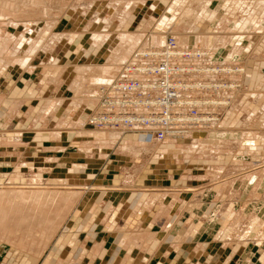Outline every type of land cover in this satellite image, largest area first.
<instances>
[{"label": "rangeland", "instance_id": "rangeland-1", "mask_svg": "<svg viewBox=\"0 0 264 264\" xmlns=\"http://www.w3.org/2000/svg\"><path fill=\"white\" fill-rule=\"evenodd\" d=\"M174 1H0V99H6L10 104L6 109L8 114H0V145L10 144L8 137L12 135L6 136V133L35 130L33 125L38 124L35 122L36 105L40 101L46 104L42 108L46 111L42 128H52L51 119L72 121L73 112L57 113L61 109L60 102L53 95L58 91L65 92L71 111L83 105L85 115L91 114L98 103L100 86L119 79L122 66L134 51L161 46L168 36L173 37L180 47L206 50L211 54V64L241 69V74L234 78L238 86L220 93V100L224 102L212 109L217 118L215 123L163 142H157L145 133H114L122 138H136L137 143L145 144L142 150L143 146L135 145L132 146L135 152L125 151L142 154L140 162L154 156L159 146L173 141V149L164 146L158 149V153L173 151V155L169 154L173 165L178 164L182 169L190 165L206 169L204 179H199L198 173L191 171H187L188 177L181 178V173L186 174V170L173 174V181L178 183L173 182V191L182 190L183 185L178 181L184 179L182 182L185 181L187 187L192 186L195 194L201 190L202 207L208 206V202L216 203L208 219L198 211L196 221L209 222L211 216L223 219L221 234L226 233L224 243L220 242L223 235L210 229L205 238L195 243V249L203 244H206L205 249L219 244V254L228 256L237 246L241 254L226 259V264H264V4L257 6L264 0H182L183 4L188 3L191 17H184L182 9L175 6L170 12L173 21L164 28L160 26L161 19L168 15L166 12ZM213 6L217 17H203L204 12ZM22 60L28 66L21 65ZM69 76L70 82L67 83L65 79ZM218 78L229 80L227 77ZM23 104L28 106L24 108L22 122H18L21 124L15 128L13 126L17 123L9 121ZM26 121L29 123L25 124ZM66 128H71L68 123ZM84 131L94 132L92 137L99 140L110 132L89 127ZM22 153L23 149L17 151L19 155ZM18 163L22 172L10 173L3 169L0 175L1 262L83 264L82 254L69 256L65 246L72 248L74 245L68 237L72 232L68 231L69 222L89 200L90 189H85L87 192L82 189L89 185L91 178L71 179L66 185L52 187L39 170L24 168L20 156ZM218 171L222 174L219 175ZM218 179L230 184L236 182L241 188L234 194H224L218 187L202 194L212 186V180L214 183ZM75 189L81 190L82 195L75 194ZM219 191L221 196L217 197ZM176 196L180 197L173 199V206L176 205L173 213V239L176 241L173 244L178 245L173 249V264H187L186 259L178 254L188 248L179 245L184 246L191 230L194 233L199 231L195 218L187 223L185 209L186 200L193 201L196 197L181 193ZM230 204L233 208L226 212ZM136 207L124 211L127 219L122 223V229L131 232L141 229L139 220L143 211L135 210ZM101 214L105 217L106 211ZM182 218L178 224V219ZM91 223L94 222L88 221L85 225L86 231L91 229ZM101 226L98 230L108 228L107 225ZM190 259V264L202 263Z\"/></svg>", "mask_w": 264, "mask_h": 264}, {"label": "crops", "instance_id": "crops-1", "mask_svg": "<svg viewBox=\"0 0 264 264\" xmlns=\"http://www.w3.org/2000/svg\"><path fill=\"white\" fill-rule=\"evenodd\" d=\"M22 61L20 62L21 65L28 66L27 62L23 64L24 61ZM10 71L11 68H9ZM69 79L70 76L65 81L68 83L70 82ZM11 93H15V91H11ZM53 98L60 102L59 108L61 109L57 110V113L65 115L73 112L72 121L61 118L51 119L50 127L52 128H42L43 123H45L43 114H46L42 108L46 104L43 105L40 101L36 105L38 112L35 122L38 124L33 125L35 130L6 133V136H12L8 137L10 144L0 145V175H2L3 169L4 172L9 171L10 173L22 172L23 169L18 163L20 156L23 159L24 168L39 170L43 176L47 177V184H52L53 186L50 185L52 187L66 185L67 182H71V179L76 181L77 178L82 181L85 176L91 178L88 181L89 185L82 189L83 192H87L85 189H90L88 191H91V196L85 203V207L74 214L73 221L69 222L70 229L67 228L68 231L72 230L68 237L71 238L74 245L72 248L65 246L70 252L69 256L81 253L83 264H95L101 261L109 264H173V249L178 245L173 244L176 241L173 239V223H175L173 213L174 208H176V205L173 206V199L180 197L176 194L181 193L184 196L194 195L196 197L193 201L186 200L187 223L192 222L193 218H195L194 222L196 221V215L200 214L198 211H202L201 215L208 219L216 205L214 202L211 204L208 202V206L202 207L201 190H197L195 194L192 186L187 187L185 181L182 182L184 179L178 181L183 185L180 187L182 190L173 191V182L177 183V181H173V174L186 170V174L181 173V178L188 177L187 171H191L198 173L199 179H204L206 169L195 168L193 165L182 169L178 164L173 165L172 157L169 155H173V151L165 154L158 153L160 152L158 149L164 146H171L173 149V141L159 146L154 156L146 157L140 162L139 158L142 154L138 152L137 154H129L125 151L135 152L132 147L135 145L137 147L143 146L140 149L142 150L145 144L137 143V139L133 137L122 138L111 131L108 132L106 138L95 139L92 137L94 132L84 131L86 127L88 128L87 119L90 114L85 115L86 110H84L83 105H79L74 111H71V103L67 100L65 92L63 94L61 91L54 93ZM9 106L10 104L6 102V99L3 101L0 99V114H8L6 109ZM27 106V104H23L20 110L11 115L9 122L11 124L17 123L13 127L21 124L18 122H22L24 108ZM28 121L24 123L28 124ZM66 123L71 128H66ZM20 149H23L22 155L17 154ZM3 150L4 153L1 152ZM89 171L94 173L89 174ZM218 172L219 175L222 174L221 171ZM213 181H211L212 186H209L206 191H202V194L205 195L216 187L221 189L224 194H234L241 188L240 185L236 186V182L230 184L224 179L214 183ZM134 187L137 188L134 189ZM73 192L78 195L83 193L77 189ZM220 196L219 191L217 197ZM134 207L139 212L143 211V216L139 220L141 229L138 232L121 228L122 223H125L127 219V213L124 211L134 209ZM231 208H233L232 204L226 208V212L230 211ZM104 211H106L105 217L101 214ZM151 212L153 213L149 214ZM182 220L183 218L180 221L178 219L177 223L180 224ZM88 221L94 223H91V229L86 231L85 225ZM196 222L200 226L198 233L191 230L184 246L179 245L180 248H188V250L183 251V254H178V257L181 256L186 259V262H182L190 264L192 257L201 260V264H226V259L241 254L236 246L228 256L226 254L220 255L221 245L219 244L217 246L215 244L214 248L209 245L206 249L204 248L206 244H203L202 247L195 249L197 247L195 243L200 242L201 238H205V234L210 229L218 235L221 234L223 219L211 216L209 222ZM93 225L95 228H92ZM100 225H102L101 227L107 225L108 228L98 230ZM72 226L73 229H71ZM221 236L220 242L224 243L226 233L222 232ZM58 241L60 243L59 239ZM1 261L0 259V264H18L17 262L5 261L2 263Z\"/></svg>", "mask_w": 264, "mask_h": 264}, {"label": "built area", "instance_id": "built-area-1", "mask_svg": "<svg viewBox=\"0 0 264 264\" xmlns=\"http://www.w3.org/2000/svg\"><path fill=\"white\" fill-rule=\"evenodd\" d=\"M210 56L180 47L171 36L161 46L134 51L119 79L100 86L87 126L145 133L157 142L208 127L217 121L212 109L224 102L220 93L236 88L234 78L241 74L238 67L211 64Z\"/></svg>", "mask_w": 264, "mask_h": 264}, {"label": "bare ground", "instance_id": "bare-ground-1", "mask_svg": "<svg viewBox=\"0 0 264 264\" xmlns=\"http://www.w3.org/2000/svg\"><path fill=\"white\" fill-rule=\"evenodd\" d=\"M259 1H261V0H259ZM231 2H234V1H231ZM184 3V1H182V0H176V1H174V5H172L171 7H170V9H168V11L166 12L168 15H166V16H163L162 17V19H161V23H160V26H162V27H166V25H168L169 23H171L172 21H173V17L171 18L170 17V12L172 11V10H174L173 9V7L175 8V6H177L179 9L181 8L182 9V13H183V16L184 17H191V11H190V9L189 8H187V6H188V3L186 4H183ZM208 3V2H207ZM228 4V3H227ZM260 4H264V2H259V3H257V6L259 5L260 6ZM217 7V6H216ZM213 9H214V6L213 7H211L210 9H208L207 10V12H204V15H203V17H205V18H207V19H209V17L211 18V17H213V16H216V13H215V11H213ZM208 11H210V12H208ZM218 11V10H217ZM192 16H194V15H192ZM182 17V16H181ZM217 17V16H216ZM219 18V17H218ZM164 27V28H165ZM194 49H199V48H194ZM209 55H211L210 54V52H208V51H206ZM171 139H173V138H171ZM256 218V217H255Z\"/></svg>", "mask_w": 264, "mask_h": 264}]
</instances>
